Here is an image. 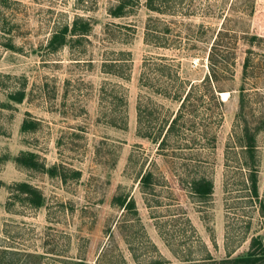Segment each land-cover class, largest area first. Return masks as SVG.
I'll return each mask as SVG.
<instances>
[{
    "label": "rangeland",
    "instance_id": "rangeland-1",
    "mask_svg": "<svg viewBox=\"0 0 264 264\" xmlns=\"http://www.w3.org/2000/svg\"><path fill=\"white\" fill-rule=\"evenodd\" d=\"M120 1L0 0V249L16 254L10 264H182L264 240V0H161L159 12L128 0L111 16ZM76 16L88 31L52 51V34ZM176 82L196 85V111L167 133ZM19 88L26 96L12 102ZM26 114L37 124L22 132ZM242 120L257 130L253 164ZM21 152L43 168L18 166ZM194 176L212 182L208 198L190 192ZM18 183L39 191V207Z\"/></svg>",
    "mask_w": 264,
    "mask_h": 264
},
{
    "label": "trees",
    "instance_id": "trees-1",
    "mask_svg": "<svg viewBox=\"0 0 264 264\" xmlns=\"http://www.w3.org/2000/svg\"><path fill=\"white\" fill-rule=\"evenodd\" d=\"M128 3V0H121L119 4L110 12V15L113 17H121L123 15V9L125 5ZM160 4L161 0H146V6L149 10L151 11H156L159 12L160 10ZM157 5V6H156ZM159 6V7H158ZM88 22L83 20L81 17H75L70 26L65 25L61 27L58 31L52 34L50 39L48 40L47 46L51 47L52 51H55L58 47L61 46V44L64 43L66 34L68 32L77 34V35H84L88 31ZM10 49H12L13 46H9ZM153 58L150 59H145L143 63V68L150 70L152 69L153 65ZM249 63L250 59L246 58L242 68H243V76L244 78L248 74V68H249ZM157 69L160 71H164V69L168 70V67L163 65H157ZM145 76V73L143 72V77ZM149 77V76H148ZM147 77V78H148ZM215 77L214 75L203 81H201V84H205L208 81L212 80V78ZM142 78V77H141ZM178 81V80H177ZM148 82H144V86H146ZM176 86L172 88L174 90L172 92V99L176 100L180 103L178 110L174 114V116L169 120L168 128H167V133H171L174 131L176 128L177 124L182 121L186 116L189 117V115H192L195 113V109H192V106L194 105L192 102V95H193V90L196 88V85L190 84L189 88L183 89L184 85L183 83H177L175 84ZM167 86H165L166 89ZM241 89V94H240V100H239V110L240 113L243 114L244 110V101H243V93ZM167 93V92H166ZM166 95V94H164ZM26 96V92L24 88H19L13 93H9L7 98L11 100L12 102L15 103H21ZM167 96H170L167 94ZM214 99L217 101V97L213 94ZM201 99V98H200ZM219 103V101H218ZM220 104V103H219ZM241 115H238L237 118H240ZM26 118L22 120L21 123V131L22 132H28L32 131L35 129L37 122L35 120H29L28 116L29 114H26ZM30 117V116H29ZM244 121V120H242ZM261 129H264V124ZM257 130H252L247 122H243L242 126V148L244 151V154L246 155L247 158H249L252 162L254 163L255 159V132ZM164 143V138L160 143ZM14 162L20 166L24 167L26 169H31V170H38L42 169L43 165L38 163V156L35 153L32 152H21L20 155H18L15 159ZM59 168V165L53 166L47 170V173L50 176H56L57 175V170ZM62 178V176H61ZM154 177L152 172L147 171L142 176L140 177V185L142 188H147L151 187L153 183ZM247 182L249 184V192L251 196L257 198L258 197V192H257V178L256 174L254 171V166H252V170L249 173V176L247 177ZM190 192L194 195L197 196L198 198H208L211 193H212V182L207 179L206 177L203 176H194L192 177L188 182ZM17 189V192L19 194H22L25 196V200L27 203L33 207H39L42 203V196L39 193V191L36 190V188H33L32 186L28 185L27 183H18L15 184L14 186ZM116 201L118 202V205L127 209H134V203L133 201L129 200L126 202L125 199L123 198H117ZM261 209H264V204H261ZM261 210V211H262ZM11 251L5 250V249H0V264H10L12 260H14L13 256H15ZM182 264H264V240L260 236H256L251 238L250 243H249V250L241 255H238L236 257H230L227 255L223 259L216 260L212 258L210 255H206L204 258L198 259L196 261L194 260H187L185 257H182ZM158 264H163L159 262ZM170 264V263H167Z\"/></svg>",
    "mask_w": 264,
    "mask_h": 264
},
{
    "label": "bare ground",
    "instance_id": "bare-ground-1",
    "mask_svg": "<svg viewBox=\"0 0 264 264\" xmlns=\"http://www.w3.org/2000/svg\"><path fill=\"white\" fill-rule=\"evenodd\" d=\"M222 96H223V97H227V93H223Z\"/></svg>",
    "mask_w": 264,
    "mask_h": 264
}]
</instances>
